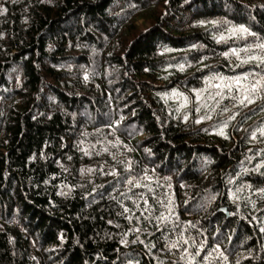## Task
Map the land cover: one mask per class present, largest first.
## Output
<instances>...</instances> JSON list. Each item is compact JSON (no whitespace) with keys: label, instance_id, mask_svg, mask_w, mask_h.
Returning <instances> with one entry per match:
<instances>
[{"label":"trees","instance_id":"obj_1","mask_svg":"<svg viewBox=\"0 0 264 264\" xmlns=\"http://www.w3.org/2000/svg\"><path fill=\"white\" fill-rule=\"evenodd\" d=\"M2 7L0 264H264V90L196 123L209 76L261 71L223 53L264 54V0Z\"/></svg>","mask_w":264,"mask_h":264},{"label":"snow or ice","instance_id":"obj_2","mask_svg":"<svg viewBox=\"0 0 264 264\" xmlns=\"http://www.w3.org/2000/svg\"><path fill=\"white\" fill-rule=\"evenodd\" d=\"M6 11V8L0 7V13ZM212 23L215 24L216 22L213 21ZM229 32L231 36H237L238 34H240L238 38H244L245 35H255L254 33L249 32V30L243 25L239 27H233L229 30ZM219 39L223 41L226 39V37L222 34ZM252 47L253 46L249 45L248 47L241 49L232 48L230 52H225L223 53V55L225 57H228L229 55L235 56L240 61L239 64L236 65L237 68L255 62L256 67L260 68L261 71L256 72L253 69L233 76H226L220 73L209 76L206 80V83H208L211 87H214L216 91L214 95L210 93L206 99L201 97V92L208 91V89L197 91V99L202 101L201 107L208 108L209 112L206 116H202L200 119L196 120V123H200L203 119L212 118L211 113L215 111V108L209 106V104L207 103V101L209 100H215L216 105L218 106L222 100L231 99L232 101H234V106L245 107L249 104L255 103L254 97L261 98L260 93L262 90H264V54L248 55L247 58H241V53H249ZM255 48H258L262 50V52H264V43H257L255 45ZM180 70L183 71V65L180 66ZM213 81H217V83L213 84ZM171 95L176 98H182L183 100V102L180 104V107L177 108V111H179L180 108H184L188 105V97L183 93L173 90ZM217 97H219V99H216ZM199 110V108L196 109V111ZM261 110H264V106H262ZM222 112H230V109L228 107H224L222 109ZM237 114L238 113L230 114L228 120L235 119ZM184 118L186 120L187 116H185ZM228 120L224 121L225 127L227 126ZM257 131L259 132L260 136H264V127L258 128ZM219 134L224 135L223 129H220ZM255 138L256 133L253 132V139ZM129 183H131V181H129ZM238 191H240V189H238ZM260 191L261 193H264V189H261ZM145 203H147V201H145ZM127 211L128 209L126 208L125 212ZM158 219L166 221L168 217L162 215ZM261 231H264V229H261ZM185 243H187V241H185ZM172 246L175 247L176 245L173 244ZM215 251H217L218 256L222 260L227 261L228 257L225 256L223 252L219 251L218 248ZM197 255H199V252L197 253ZM181 259H184V257H181ZM205 259H207V257H205Z\"/></svg>","mask_w":264,"mask_h":264},{"label":"rangeland","instance_id":"obj_3","mask_svg":"<svg viewBox=\"0 0 264 264\" xmlns=\"http://www.w3.org/2000/svg\"><path fill=\"white\" fill-rule=\"evenodd\" d=\"M0 7H2V0H0ZM20 72L19 71H16L14 73H11L9 75V87L10 88H17L21 82H22V75L19 74ZM3 95V94H1ZM2 97V96H1ZM1 100H0V105H1Z\"/></svg>","mask_w":264,"mask_h":264}]
</instances>
